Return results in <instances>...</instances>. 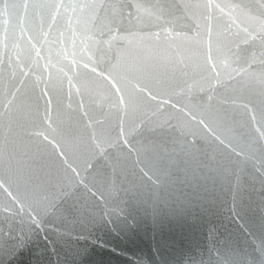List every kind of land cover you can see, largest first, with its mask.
<instances>
[{
  "label": "water",
  "instance_id": "95a60500",
  "mask_svg": "<svg viewBox=\"0 0 264 264\" xmlns=\"http://www.w3.org/2000/svg\"><path fill=\"white\" fill-rule=\"evenodd\" d=\"M90 3L0 0V264H264V0Z\"/></svg>",
  "mask_w": 264,
  "mask_h": 264
},
{
  "label": "snow or ice",
  "instance_id": "6c2138e0",
  "mask_svg": "<svg viewBox=\"0 0 264 264\" xmlns=\"http://www.w3.org/2000/svg\"><path fill=\"white\" fill-rule=\"evenodd\" d=\"M54 8H56L57 10H59L61 7H69L68 5H63L60 3H56L55 5H53ZM72 8H76V7H80V8H85V7H90L95 9L96 14H100L101 9H106L108 7V5H106L104 3V0H95V3H90V4H80V5H76V4H72L71 5ZM136 8L140 9V10H145V9H152V8H156L157 10H163L165 8V5L163 4H157V5H141V4H137L135 6ZM204 8H211L212 5L205 3L203 5ZM262 7H264V5H262ZM95 18V17H94ZM165 31H169V29H165ZM209 32V43H210V38H211V28L209 27L208 29ZM109 79L111 80V77H109Z\"/></svg>",
  "mask_w": 264,
  "mask_h": 264
}]
</instances>
